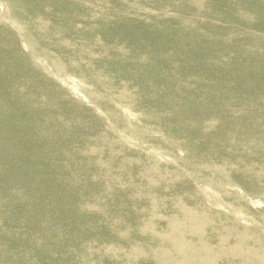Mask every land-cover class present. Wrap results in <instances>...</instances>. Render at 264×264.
Here are the masks:
<instances>
[{"label":"rangeland","instance_id":"374dc122","mask_svg":"<svg viewBox=\"0 0 264 264\" xmlns=\"http://www.w3.org/2000/svg\"><path fill=\"white\" fill-rule=\"evenodd\" d=\"M0 264H264V0H0Z\"/></svg>","mask_w":264,"mask_h":264}]
</instances>
